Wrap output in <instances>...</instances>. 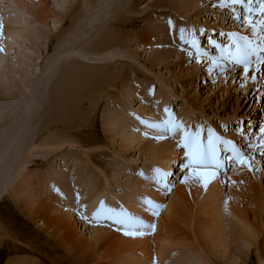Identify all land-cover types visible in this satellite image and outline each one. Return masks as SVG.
I'll list each match as a JSON object with an SVG mask.
<instances>
[{"label": "rangeland", "instance_id": "obj_1", "mask_svg": "<svg viewBox=\"0 0 264 264\" xmlns=\"http://www.w3.org/2000/svg\"><path fill=\"white\" fill-rule=\"evenodd\" d=\"M184 1L0 0V264L20 254L41 264H117L115 257L128 248L123 236L150 239L138 247L142 252L136 249L144 259H153L149 264L159 253L164 255L160 264L188 257L178 248L159 252L154 239L162 230L165 202L181 199L183 208L173 210L177 213L168 224L174 230L171 235L185 237L187 247L199 242L187 234L188 215L196 212L197 170L188 167L182 140L185 133L199 132L207 144L209 129L244 153L245 163L232 172L233 162L227 165L225 146L219 145L225 167L215 169L224 180L218 189L235 200L257 228L255 248L244 251L245 264H264V136L258 129L264 125V64L253 57L246 78L242 66L224 58V47L219 52L213 47L221 42L233 46L238 36L264 46V32L252 20L254 35L232 0ZM251 2L245 0L244 6L252 8ZM189 4L193 8L185 13ZM126 16L128 25L120 27ZM113 32H118L119 43H114ZM233 33L237 37L230 39ZM142 34L149 37L141 46ZM99 74L119 77L117 85L92 88L90 98L78 100L76 92L91 89L92 77ZM74 109L78 113L74 119L69 116L70 124L58 122ZM169 120L167 127L173 130L166 132L163 122ZM142 121L150 130L131 144ZM172 146L178 148V158L173 182L167 183L163 166L157 167L154 158ZM243 165L247 173L241 172ZM27 175L38 193L31 206L22 202L27 201L23 193L14 192ZM137 199L158 200L157 208L151 203L154 212L146 214L155 228L125 235L131 229L116 225L115 210L119 206L141 218L144 213L130 209ZM70 214L76 227L70 226ZM45 216L55 218L58 226H42ZM92 228L101 230L102 237H86Z\"/></svg>", "mask_w": 264, "mask_h": 264}, {"label": "bare ground", "instance_id": "obj_2", "mask_svg": "<svg viewBox=\"0 0 264 264\" xmlns=\"http://www.w3.org/2000/svg\"><path fill=\"white\" fill-rule=\"evenodd\" d=\"M182 2L185 3L184 0H182ZM189 5H187V7ZM192 8L193 7L190 5L189 8H186L185 9V13H189L190 10H192ZM120 19H121V17H120ZM123 19H124V22H122V23L119 24L120 27H126L128 25L129 20H130L129 17H127V16L126 17H123ZM6 28H5V30L8 29V28L7 29ZM13 29H14V27H13ZM244 29H245V27H244ZM8 31L9 30H7L6 32H8ZM13 31H15L17 33V35H18L19 34L18 32L20 30H15L14 29ZM13 31H11V32L13 33ZM16 33H15V35H16ZM112 35H113L114 38H116L114 43H117V42L119 43L118 39H121V38L118 37V32H113ZM5 36H7V35L5 34ZM9 37H11V34H10ZM145 37H149V36H144L143 37V34L140 36V39L139 40H140V43L141 44H139V45L142 46V45L146 44V41L148 40V38H146L147 39L146 40ZM110 73H111V71H110ZM114 73H115V70H114ZM254 73H255V71H254ZM116 77H118V76H116ZM114 78L111 76V74L109 75V77H105V76H103L101 74L96 75L94 78L92 77V81L90 82V85H92L91 86V89L84 87V89H82L81 91L76 92V94L74 96L77 97L78 100H87L86 98L87 97L90 98V96L92 94V92H91L92 88L95 90V88H97V87L103 88V87H107V86H116L119 77L117 79H114ZM59 105H60V107L63 110L62 102ZM144 108L146 109V107H144ZM70 112L71 113L69 115L68 114L61 115L60 116V119H58V122H61L63 124H70V121H68L69 120V116L71 115L72 116V119H74L76 117L77 113H78V110L77 109H74V110H71ZM156 115H158V114H156ZM161 115H163V113ZM124 122H126V121L124 120ZM140 124H141V128L139 127L140 128V134L139 135H135L133 137L134 139L132 140L133 142H130L131 144H133L136 140L141 139L140 137L145 133V130H150L147 123L140 122ZM176 129L178 130V128H176ZM208 135H206V137H208ZM213 136H214V134H213ZM156 147L158 148L159 146H156ZM176 150H178V148L172 146V148L168 149L165 152L164 155H162V153H160L162 155L161 157L154 158V159H156L155 162L157 163V167H159L158 165H162L163 166L161 168H163V175L165 176L164 182H167L166 180L173 182V180H171V175H172L171 173L175 172L174 164H175V162L177 161V158H178L177 157ZM160 154H158V155H160ZM230 155H233V154L231 153ZM237 166H239V162L233 161L232 168H231L232 169V172H235ZM215 169L216 168H208V169L201 168V169H199V170L196 171L197 179H196V181H194L195 182V185H194L195 186V189H194V191L196 193V212L193 213V211H191V214L189 213V215H188V225L189 226L187 224L186 225L188 226L190 232H187V230H186V232H187L188 235L193 234L199 240V242L197 243V245H194L192 243V241L194 240V238L192 237L193 239L190 242L193 245L187 247L186 246L187 244H184L182 242L185 237H180V236H178L177 238L172 237V235H171L173 233V232H171V229L172 228L170 229L168 227L169 222L173 218L172 215L175 214V212H176V211L173 212V210H175V208L177 206H178L177 208H179V209L180 208H183V206H184V204L182 205V203L179 202L181 199L179 201H175V202H173V201H167V202H165V208H164V211H163L164 212V216L161 217L162 219L159 218L160 220H163V223H162L163 226L161 228L162 230L160 229L161 231H160L159 237L154 239L155 241L158 239V242L159 243H157V242L156 243L160 245V246L157 245L158 249H156V250H158L160 252V251H163L165 249L167 250L168 248H178V249H180L179 251H177L178 253H182V252L187 253L188 254V257L182 258L180 260V261H182L180 264H213V263L216 264L218 262L217 261L218 259L225 260V261L228 262V264H245L247 257L245 258L244 251L253 250L252 248H255V246H256V240H257V237H258V231H257L256 226L254 225V223L251 222V220H250L247 212H245V210H242L240 208L241 206L239 204L238 205L240 207L238 205H235V203H234L235 200L232 201V199L230 197H227L225 195H222V193L218 189V186L220 185V182L219 181L222 179V177H220L218 175L219 173H217ZM242 169L245 171L246 170V166L243 165L241 167V172H242ZM211 172H216V175H215L214 178L208 179L207 174L208 173H211ZM201 173H205V178L203 180L201 179V176H200ZM239 173H240V171H239ZM248 174H249V172H248ZM156 176H161V174L157 172ZM227 176L228 175H226V177ZM30 177H29V175H27L25 178H21L23 180L15 187L14 192L16 191V194L17 195H19V194L21 195V193H23L25 195V198H26L27 201H22V202H25L27 205H30L31 206V205H34L35 202L37 201L38 193L36 192V189L34 188L35 186L33 187V182H32L31 179H29ZM229 177L230 178L233 177V174L231 173V175ZM250 179H251V181H254V179L251 176H250ZM231 181H233V179ZM223 182H224V180L222 179L221 183H223ZM205 183H206V187H205ZM38 185L42 186V189H44L45 186H46L45 183L43 184V185H45L44 187H43L42 184H38ZM194 186H193V188H194ZM157 187L159 188V187H161V185L158 184ZM45 190L47 191V189H45ZM160 192H162V191H160ZM160 194H162V193H160ZM161 196L163 197V195H161ZM22 197H24V196H22ZM158 197H160V196L158 195ZM24 199H22V200H24ZM234 199H236V198H234ZM159 200H160V198H159ZM175 200H177V199H175ZM149 202L150 201H145V200L137 199V201H133V204H132L133 206H130V209L131 210L134 209V211H136L138 213H142V214L144 213L141 218L134 217L133 214H130V213L126 212V211H121V208L118 206L117 209L115 208L116 209L115 210L116 223H117V220H123L126 217H132L134 219L143 221L144 224H148L149 223L148 220L151 221L150 220L151 218H150V216H146V214H150V210H152V212H154L153 209H151V206L153 207L156 204L155 206L157 208V204H158L157 202H158V200L157 199H154L151 202V203H154V205H152ZM159 202L161 203L162 200L159 201ZM162 203H164V202H162ZM116 206L117 205H115L114 207H116ZM33 208L34 207L32 206V210H33ZM156 208H154V209H156ZM43 209H45V208H43ZM112 209L114 210V208H112ZM55 210L58 211L59 209L57 208ZM24 212H25V210H24ZM65 213L68 214L69 212L68 211H65ZM26 214H27V212H26ZM152 215H153V213H152ZM31 216H33V215L31 214ZM64 216H66V215L64 214ZM144 216H146V217H144ZM70 217L71 218L68 217L69 218L68 220L72 222V225L70 224V226L76 227L77 225H76L75 221L73 220L71 214H70ZM45 218H46V221H45V219H43V222L41 224L42 226H45L46 227V225H47L49 228H54L58 224L57 223V220L55 218H53V217H50V216L47 217V216H45ZM82 218H83V216H82ZM176 218H178V217H176ZM116 225H119L120 227L125 228V231H126V229H128V230L130 229L124 223H117ZM62 227L65 228L64 226H62ZM23 228H25V226ZM67 228H68V226H67ZM195 228H197V229H195ZM92 229H93V232H91V234L89 236H86V237H90L89 239H94V238L102 237V234L100 233L101 230H98L97 228H92ZM131 230H133V229H131ZM144 230H145V227H141V228L135 229V231H139V232H143V233H144ZM57 231H63V230L60 229V230H57ZM58 233L59 232H57V234ZM65 234H66V230H65ZM61 235H63V234H61ZM58 236H60V234ZM157 236H158V234H157ZM157 236L154 235L153 237H157ZM66 237H64V238H66ZM121 238H122L121 241L125 242L124 244L128 245L127 246L128 248L126 250H121L122 252H124L123 254L120 252L121 253L120 255H122V256L119 255V257H115L116 259L119 258L118 260H116L113 257L116 260L117 264L118 263H120V264H146V263H148L149 264L150 262H152L151 260H153V259H150V260L149 259H144L136 251V249L138 251L140 250V249H138V247L141 246V245H143V243H145V245H146V241H149L150 240L149 238L148 239L145 238L147 240H144V238H136V237L133 238V237H130V236L129 237L128 236L127 237L126 236H123ZM117 240L119 241L118 238H117ZM121 241H120V243H121ZM73 243H74V241H73ZM156 243H155V245H156ZM145 245H143V246H145ZM117 246L119 247V244ZM123 246H122V248H123ZM148 247L146 246L145 248H148ZM116 248H115V250H116ZM139 248H141V247H139ZM143 248H142V250H144ZM140 252H142V251L140 250ZM116 253H117V250H116ZM89 254H91V253H89ZM92 255H90V256H92ZM144 256H146V254ZM163 256L164 255L162 253H159V256L158 257L156 256L157 257L156 261L153 262L152 264H160L161 263V260H163L162 259ZM93 258H94V255H93ZM167 261H169V260H167ZM173 261L175 262V260H173ZM180 261H178L177 263H179ZM62 262L64 263V261H62ZM79 262H81V261H79ZM112 262H111V264H116V263H112ZM177 263H175V264H177ZM6 264H41V263L36 258L31 257V255H21L20 254V255H15V256L10 257L8 259V261H7ZM80 264H82V263H80ZM163 264H165V263L163 262ZM170 264H174L172 262V260H171ZM258 264H259V262H258Z\"/></svg>", "mask_w": 264, "mask_h": 264}, {"label": "snow or ice", "instance_id": "obj_3", "mask_svg": "<svg viewBox=\"0 0 264 264\" xmlns=\"http://www.w3.org/2000/svg\"><path fill=\"white\" fill-rule=\"evenodd\" d=\"M243 0H232L233 4L236 3H242ZM251 2V0H250ZM260 3V10H261V19L258 21V23L261 25L262 30H264V0H258ZM239 19V17H237ZM245 21L249 24V26L252 29L253 34H256V25L253 24L250 20H248V17L246 16ZM232 37H237L236 33L230 34V39ZM260 40L264 41V35H260ZM235 45L234 51H228L227 49L224 50L226 52V58L229 63L233 64L234 66L241 67L243 69V72L246 74L249 72L250 65L252 63L253 57L256 58L258 63L264 64V57L260 56V52H264V47H261L259 44L253 45L252 41L249 40L245 36H238L236 40L233 41ZM252 79H255V76L252 77ZM168 109H165V112L168 113ZM143 122V121H142ZM171 121H165L164 123V130L166 131H172V128H168L167 125ZM147 123V122H145ZM151 127H161V125L158 124H151ZM174 128H181V125H174ZM160 138V137H157ZM223 144L224 151L232 152V156L226 157L230 163L235 161L239 162L241 164L245 163V161L242 159L244 156V153L240 152L238 149H236L234 146L229 147L231 145L230 141L224 140L221 141L219 137H214L211 129H209V135L207 137V144H205L200 139L199 132H196L194 134L192 133H185V136L182 140V146L187 149V156L189 159V165L188 167L194 170H199L201 168L208 169V168H216L219 169L221 167V160L219 158V145ZM249 167H251L249 165ZM216 175V172H211L207 174L208 179L214 178ZM201 179L203 180L205 178V173L200 174ZM206 187V183H205ZM170 190V189H169ZM151 203V202H149ZM111 211V210H109ZM155 214V213H154ZM100 215V212L94 214L93 219L97 218ZM111 218V217H109ZM117 223H124L128 228L133 229L130 231H126L125 235H143V232L135 231V229L145 227V228H155V225H148L144 224L143 221L134 219L132 217H126L123 220H117Z\"/></svg>", "mask_w": 264, "mask_h": 264}]
</instances>
